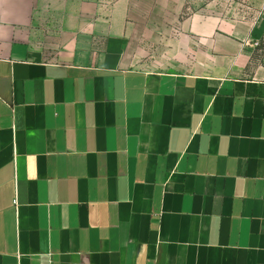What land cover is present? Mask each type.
Here are the masks:
<instances>
[{"label": "crops", "instance_id": "crops-1", "mask_svg": "<svg viewBox=\"0 0 264 264\" xmlns=\"http://www.w3.org/2000/svg\"><path fill=\"white\" fill-rule=\"evenodd\" d=\"M251 5L177 73L126 65L130 0H0V264H264Z\"/></svg>", "mask_w": 264, "mask_h": 264}, {"label": "rangeland", "instance_id": "rangeland-1", "mask_svg": "<svg viewBox=\"0 0 264 264\" xmlns=\"http://www.w3.org/2000/svg\"><path fill=\"white\" fill-rule=\"evenodd\" d=\"M130 1L134 8V22L127 38L126 65L166 72L193 71L202 58V52L205 51L203 44L195 43L186 30V24L197 14L220 16L223 19H239L251 15L255 20L263 14L259 9L261 7L255 6V11H252L251 0ZM263 50L264 38L259 42L256 57L263 54Z\"/></svg>", "mask_w": 264, "mask_h": 264}, {"label": "built area", "instance_id": "built-area-1", "mask_svg": "<svg viewBox=\"0 0 264 264\" xmlns=\"http://www.w3.org/2000/svg\"><path fill=\"white\" fill-rule=\"evenodd\" d=\"M2 30V24L0 23V31Z\"/></svg>", "mask_w": 264, "mask_h": 264}]
</instances>
